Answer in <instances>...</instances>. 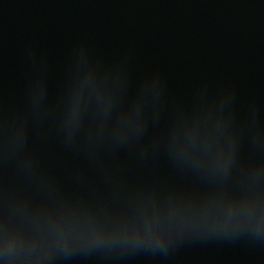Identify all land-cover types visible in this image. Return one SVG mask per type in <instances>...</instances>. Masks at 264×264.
Here are the masks:
<instances>
[{
  "label": "water",
  "instance_id": "water-1",
  "mask_svg": "<svg viewBox=\"0 0 264 264\" xmlns=\"http://www.w3.org/2000/svg\"><path fill=\"white\" fill-rule=\"evenodd\" d=\"M0 264H264V0H0Z\"/></svg>",
  "mask_w": 264,
  "mask_h": 264
}]
</instances>
